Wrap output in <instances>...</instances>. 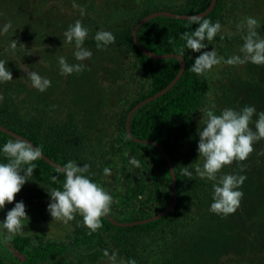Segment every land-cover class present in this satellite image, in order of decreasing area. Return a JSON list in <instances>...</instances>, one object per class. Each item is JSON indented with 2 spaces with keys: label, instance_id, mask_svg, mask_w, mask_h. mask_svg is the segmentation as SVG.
<instances>
[{
  "label": "rangeland",
  "instance_id": "rangeland-1",
  "mask_svg": "<svg viewBox=\"0 0 264 264\" xmlns=\"http://www.w3.org/2000/svg\"><path fill=\"white\" fill-rule=\"evenodd\" d=\"M186 2L187 0H0V25L8 21L13 25L8 33L0 35V59L8 61L6 66L13 77L12 81L0 83V96L3 97L0 105L10 112H16L22 120L42 124L43 130L54 131L68 127L69 131H76L70 138L81 147L80 162H94L96 166L103 164L109 156L105 151L113 143L122 113L139 92L148 88L149 83L139 73L131 52L116 46L98 49L88 43L95 40V34L99 30L112 33L126 28L128 20L137 17L144 9L159 7L177 10L184 7ZM230 2L219 21L222 29L217 35L236 38L243 43L245 33L238 31L236 26L245 17L251 16L260 21L261 26L257 31L264 37V0ZM77 20H81L88 29L83 46L91 50L90 60L77 61L74 44L65 42L64 33ZM12 40L17 43L14 50L11 48ZM242 43L232 45L210 42L205 49H215L223 59L202 75L208 84L203 110L215 105L214 111L219 114L224 108L240 110L251 105L256 108L257 113L264 112V65L248 62L231 66L223 62L232 55L239 54ZM60 56L65 57L70 64L84 63L87 67L80 73L61 75L58 65ZM31 71L51 80V86L44 93L31 86L28 77V72ZM203 110L196 118L199 129L203 127L200 122ZM256 118L254 116L253 120ZM250 127L254 129V124ZM78 132L83 139L77 137ZM83 135H87L90 140H84ZM181 149L186 153H193L197 163H203L198 157L196 145L187 143ZM244 161H247L245 163L250 174L242 187L251 191L246 214L247 211L252 213L246 220L230 214L229 223L223 220V216L212 212L206 214L213 216L214 221L216 219L217 229L219 225L225 226L226 230L230 226L227 231L230 234L228 237L203 234L202 240L197 244L188 242L185 246L177 241L176 251L182 247L183 252L191 256L192 262L188 260V264H264V254L254 257L251 255L253 251L248 253L251 250L249 239L256 235L251 231L253 222H258L254 224L257 226L255 228L262 231L256 238L264 240V140L254 144V151ZM121 179V176L113 172L98 183L112 195L111 208H120L119 194L124 189ZM18 201L24 202L29 219L24 222V235L8 240L5 235L0 234V264H28L23 251L26 243L32 244L34 239L39 242L38 247L44 248L45 255L37 264H89L88 251L84 247L73 245L68 239L77 227L76 218L68 224L58 222L52 219L47 208L42 207L39 201L32 204L15 195L14 201L6 203L5 208L0 210V220L4 219L6 212ZM253 209L257 212L254 215ZM209 217L206 219L209 220ZM208 226L214 229L211 223ZM155 237L157 238L145 240L146 244L142 246L144 258L150 264H157L161 255L167 254L169 249L160 240L164 236ZM14 238L22 240L14 242ZM170 240L171 236H168L165 242ZM48 241L55 243V249H45Z\"/></svg>",
  "mask_w": 264,
  "mask_h": 264
},
{
  "label": "trees",
  "instance_id": "trees-1",
  "mask_svg": "<svg viewBox=\"0 0 264 264\" xmlns=\"http://www.w3.org/2000/svg\"><path fill=\"white\" fill-rule=\"evenodd\" d=\"M210 1L187 0L184 7L177 10L159 7L144 9L137 17L128 20L129 25L126 28L112 32L115 36V43L107 47H121L125 51L131 52L139 73L149 83L148 88L139 92L137 97L129 103L125 112L122 113L113 143L105 151V154L110 157H106V161L97 166L94 162L89 163L91 179L97 183L105 177L103 173L105 167L112 168L115 174L122 177L124 189L123 193L119 194L118 206L120 208H111L109 214L119 223H132L150 218L166 209L172 199L168 162L155 146L134 142L126 133L125 120L128 112L136 104L159 92L175 78L179 70V62L175 58L154 59L141 53L131 38L132 29L139 20L153 12L170 11L176 14L196 15L206 10ZM228 3H231L230 0H217L213 11L203 18L213 22L220 21L222 14L228 8ZM195 27L196 25L189 26L188 20L158 16L142 24L136 36L140 44L152 53L180 55V50L185 43L181 34L185 31H192ZM221 37L217 35L211 43L232 45L242 43L236 38ZM206 43L208 42L206 41ZM88 45L96 46V41H91ZM198 55L199 53L185 49L183 55L185 70L179 80L168 92L140 107L132 115L129 123L132 137L159 144L170 158L176 177V205L161 218L135 226H116L107 217H103L101 218L103 227L96 232H90L83 225L82 217L76 215L77 227L71 232L68 239L72 241L73 245L84 247L88 251L89 264H111L109 258L103 254L106 249L110 254L116 253L117 260L123 259L126 262L134 260L135 264H150L144 258L142 246L146 244L145 240L150 237L156 239L155 236L157 235L164 236L160 240L169 247L167 254L161 255L157 264H188V260L192 262L191 256L189 253L183 252L182 247L176 251L177 241L185 246L188 242L189 244H197L199 240H202L203 234L206 236L209 233L224 237L229 236L230 232L227 231L230 226H227L226 230L225 226L219 225L217 229L216 219L214 221L213 216L206 215L211 213L209 206L212 202V182L200 179L195 174L191 178L181 174L182 168L188 166L192 169L197 164L194 154L189 152L188 154L181 148L187 143L197 147L198 132L201 129L198 128L196 118L203 110L205 94L208 89V84L202 75H197L191 70L194 59ZM0 125L40 147L45 156L62 167L70 160L81 166L83 164L80 162L82 157L79 149L81 147L73 138H70L72 133H76V131L71 132L68 127L54 131L43 130L42 124L22 120L16 112H10L2 105H0ZM77 137L83 139L80 133ZM83 137L84 140H90L87 135H83ZM9 139L12 137L0 132V145ZM129 156L140 160L141 167L134 168L131 166ZM0 162H6L2 153H0ZM245 162L247 161H233L231 165L226 166L221 171L244 175L247 178L250 173H248V166ZM34 163L36 169L33 171L31 180L27 181L20 192L15 195H19L32 204L39 201L42 207L47 208L49 196L46 189L62 188L64 177L57 172L56 168L41 158ZM241 190L244 195L240 202V208L238 212L231 215L245 219L252 213L247 211L246 214L251 191L243 187ZM254 213L257 212L253 209V215ZM206 217H209V220ZM229 217L228 215L223 220L229 223ZM208 223L214 226V231L208 226ZM253 223L258 224V222ZM254 224L251 231L256 235L249 239L251 250L248 253L253 251L251 255L258 257L260 254H264V240L256 238L262 231L256 229L257 226ZM193 234L194 236H192ZM168 236H171V240L166 243ZM21 240L22 238H14L13 241L19 242ZM26 244L23 251L26 263L37 264L40 259H44V248L34 247L29 242ZM46 246L45 249L53 250L56 245L52 241H48ZM63 248H65L64 245Z\"/></svg>",
  "mask_w": 264,
  "mask_h": 264
},
{
  "label": "clouds",
  "instance_id": "clouds-1",
  "mask_svg": "<svg viewBox=\"0 0 264 264\" xmlns=\"http://www.w3.org/2000/svg\"><path fill=\"white\" fill-rule=\"evenodd\" d=\"M83 14V13H82ZM188 24L196 25L194 30L185 31L181 38L185 41L180 55L183 61L185 49L199 53L191 66L192 72L203 75L214 66L221 63L222 57L217 55L215 49L205 50L218 33L222 25L219 21H211L200 16L188 18ZM261 26L255 17H245L237 24V30L243 31V43L239 54L232 55L223 62L235 66L245 63L264 65V37L257 29ZM13 29L11 21L0 25V35ZM65 42L74 44V56L77 61L90 60L92 52L85 48L84 42L88 36V29L81 20L75 21L64 33ZM223 38V37H221ZM98 49L115 43V36L109 31L99 30L95 37ZM209 42V43H206ZM17 43L12 40L11 48L14 50ZM204 50V51H202ZM6 60L0 59V83L13 80L11 71L7 68ZM61 75L80 73L87 67L84 63L70 64L65 57H58ZM31 86L44 93L50 86L51 80L41 76L38 72H28ZM3 97L0 96V100ZM215 105L203 110L200 122L203 127L198 132L197 143L198 157L203 163H197L194 168H182L181 174L191 178L194 174L200 179L212 182V202L209 211L226 217L236 212L243 198L242 185L246 176L234 173H223L221 170L233 161H244L254 151V144L264 140V112L257 113L254 106H245L240 110L231 107L224 108L219 114L214 111ZM257 118L253 120V117ZM254 124V129L250 125ZM0 153L6 162H0V210L6 203L14 201L15 194L19 193L22 186L33 176L36 169L35 161L42 157V150L20 137H13L0 145ZM129 164L134 168L141 167L140 160L129 156ZM90 165H78L75 161H68L63 167L57 168L62 174L64 182L62 188L46 189L49 196L47 212L52 219L68 224L76 215L82 217L83 225L96 232L102 228L101 218L110 214L112 195L101 185L91 179ZM105 176H111L113 169L105 167ZM29 217L23 201H18L6 212L4 219L0 220V234L11 240L17 235H24L25 221ZM33 246H38L37 240H32ZM104 256L108 257L111 264H135L134 260H117L116 253L110 254L106 249Z\"/></svg>",
  "mask_w": 264,
  "mask_h": 264
},
{
  "label": "water",
  "instance_id": "water-1",
  "mask_svg": "<svg viewBox=\"0 0 264 264\" xmlns=\"http://www.w3.org/2000/svg\"><path fill=\"white\" fill-rule=\"evenodd\" d=\"M216 2L217 0H211L210 1V4L209 6L207 7L206 10H204L203 12L199 13V14H196V15H185V14H176L174 12H170V11H157V12H153L145 17H143L141 20H139L135 26L133 27L132 29V32H131V38L133 40V43L134 45L137 47V49L143 53L144 55L150 57V58H154V59H168V58H175L177 59V57L179 56L178 54H165V55H159V54H155V53H152L148 50H146L141 44L140 42L138 41L137 39V31L139 29V27L146 23L147 21H149L150 19H153L155 17H158V16H165V17H171V18H175V19H183V20H188L189 17L191 16H200V17H205L207 16L208 14H210L215 5H216ZM178 62H179V70H178V73L177 75L175 76V78L166 86L164 87L162 90H160L159 92L155 93L154 95L142 100L141 102H139L138 104H136L127 114L126 116V120H125V129H126V133L128 134V136L136 143H147V144H151L153 146H155L159 152L164 156V158L166 159V161L168 162V166H169V172H170V177H171V191H172V199H171V202L169 204V206L164 209L162 212L150 217V218H147V219H144V220H138V221H135V222H132V223H119L117 222L113 217H111L110 215H107V219L113 224V225H116V226H135V225H140V224H146V223H149V222H152V221H155L159 218H161L162 216L166 215L167 213H169L173 208L174 206L176 205V199H177V187H176V177H175V174H174V168H173V165H172V162L170 161V158L168 157V155L165 153V151L163 150V148L153 142V141H150V140H141V139H136L134 137L131 136V133H130V129H129V123H130V119L132 117V115L142 106H144L145 104L159 98L160 96H162L163 94H165L166 92H168L173 86L174 84L179 80L180 76L183 74L184 70H185V61L183 59V61H180L179 59H177ZM0 132L2 133H5L7 135H9L10 137H20V138H23L24 140L28 141L29 143L33 144L31 141L27 140L25 137L13 132L12 130L8 129L7 127L5 126H2L0 125ZM34 145V144H33ZM41 159L46 162L47 164L51 165L52 167L54 168H59V167H62L61 165L57 164L56 162L52 161L50 158H48L47 156H45L43 153H42V157Z\"/></svg>",
  "mask_w": 264,
  "mask_h": 264
}]
</instances>
